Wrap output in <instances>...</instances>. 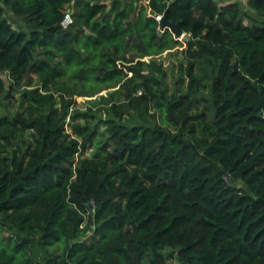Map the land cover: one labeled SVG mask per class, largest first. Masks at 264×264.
<instances>
[{
  "label": "trees",
  "instance_id": "16d2710c",
  "mask_svg": "<svg viewBox=\"0 0 264 264\" xmlns=\"http://www.w3.org/2000/svg\"><path fill=\"white\" fill-rule=\"evenodd\" d=\"M145 1L74 0L65 28L71 0H0V92L22 99L0 115V264H264V0ZM166 11L183 91L154 59L180 43ZM103 91L108 118L73 108Z\"/></svg>",
  "mask_w": 264,
  "mask_h": 264
},
{
  "label": "rangeland",
  "instance_id": "374dc122",
  "mask_svg": "<svg viewBox=\"0 0 264 264\" xmlns=\"http://www.w3.org/2000/svg\"><path fill=\"white\" fill-rule=\"evenodd\" d=\"M216 1H218L220 3L225 2V1H231V2L232 1H238L245 13H247L248 15H249V13L253 15V12H251L249 7L247 6L248 0H216ZM140 2H143L146 4L148 3V1H145V0H140ZM148 13H150V12L148 11ZM18 28H26V25L25 24L19 25ZM175 37L179 40L180 43L177 44V46L175 48L168 49L165 52L161 53L160 55L155 56L154 59L156 61L162 63V65L166 71V74H167L166 79L169 83V86L172 87L175 82L179 81L178 85L180 87V90L183 91L186 89L187 83H189L188 66H189L190 59L187 56V53L184 52V50L188 47L189 36L185 35V36H179V37L175 36ZM151 58L152 57H146V58H144V60L150 61ZM205 64H207V62ZM199 70H200V65L196 62L195 71L197 72L198 75L200 74ZM106 93H107V91H103L99 95H95V96H89V97L76 96L75 97L76 104H74L72 106H73V108H80L83 111L92 107L94 109V111H96L97 116L102 117V118H108L109 113H108L107 107H109V105L105 104V102H103L101 100V96H100L101 94L105 95ZM20 94H21L20 90H12V91L9 90L7 93H4V92L1 93L0 92V115H3V114L12 115L16 110H20V105H22V99H21ZM199 95L205 99H207V96H209L208 93H206L205 91L204 92L198 91L197 92V98H199ZM204 104H206L205 101H202V103H198L197 105L195 104L196 106L194 105L193 112L194 113H202L203 112V114H205L208 110V106H206ZM125 117H126L127 125H129L130 122H132V121L133 122L152 124V121H151V118L149 117V115H147L146 118H142L141 115L135 114V116L133 118H131L130 114H126ZM69 120H70V118L67 120V123L70 122ZM68 130L70 131V126H68ZM25 135L27 137H29V139H31L32 138V131L26 132ZM98 139L101 140L102 136L99 137ZM237 183L241 187L244 186L242 184V182H240V181ZM237 183H236V185H237ZM11 231L13 232L12 229H11ZM2 233L6 236L10 235V234H8L10 232L7 231L6 229H2ZM164 251H166V253H168V252L170 253V251H172V250L166 249ZM35 255L37 257V260L42 259V253L38 249L35 250ZM171 264H178L177 259L176 258L172 259Z\"/></svg>",
  "mask_w": 264,
  "mask_h": 264
},
{
  "label": "built area",
  "instance_id": "2783aa9c",
  "mask_svg": "<svg viewBox=\"0 0 264 264\" xmlns=\"http://www.w3.org/2000/svg\"><path fill=\"white\" fill-rule=\"evenodd\" d=\"M73 4H74V0H71V3H70L71 7L65 12V17H64V19H63V21H62V24H63V26H64L65 28L68 27V26H70V25L73 23V18H72L73 9H71L72 6H73ZM154 16H155V18L160 22L161 19H162L163 16H164V13H161V14H155ZM224 179H225V182H226L229 186H232V185H233V181L231 180L230 177H224Z\"/></svg>",
  "mask_w": 264,
  "mask_h": 264
},
{
  "label": "water",
  "instance_id": "95a60500",
  "mask_svg": "<svg viewBox=\"0 0 264 264\" xmlns=\"http://www.w3.org/2000/svg\"><path fill=\"white\" fill-rule=\"evenodd\" d=\"M160 28L162 30L169 28L176 36H181L184 33L181 29L180 23H174L169 20L168 11L164 13L163 18L160 21Z\"/></svg>",
  "mask_w": 264,
  "mask_h": 264
},
{
  "label": "clouds",
  "instance_id": "9594fccd",
  "mask_svg": "<svg viewBox=\"0 0 264 264\" xmlns=\"http://www.w3.org/2000/svg\"><path fill=\"white\" fill-rule=\"evenodd\" d=\"M161 29V28H160ZM162 30V29H161ZM172 32V31H171ZM173 33V32H172ZM174 34V33H173ZM186 34L185 33H183V35H181V36H185ZM174 36H176L175 34H174ZM179 37V36H178ZM234 184V183H233Z\"/></svg>",
  "mask_w": 264,
  "mask_h": 264
}]
</instances>
